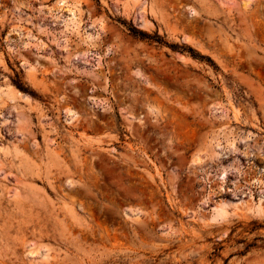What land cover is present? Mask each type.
<instances>
[{
    "label": "rangeland",
    "instance_id": "374dc122",
    "mask_svg": "<svg viewBox=\"0 0 264 264\" xmlns=\"http://www.w3.org/2000/svg\"><path fill=\"white\" fill-rule=\"evenodd\" d=\"M60 1L0 0V264H264V0Z\"/></svg>",
    "mask_w": 264,
    "mask_h": 264
},
{
    "label": "bare ground",
    "instance_id": "6f19581e",
    "mask_svg": "<svg viewBox=\"0 0 264 264\" xmlns=\"http://www.w3.org/2000/svg\"><path fill=\"white\" fill-rule=\"evenodd\" d=\"M59 4L63 6V4H64V1H63V0H61V1L59 2ZM72 14H73V13H72Z\"/></svg>",
    "mask_w": 264,
    "mask_h": 264
},
{
    "label": "trees",
    "instance_id": "16d2710c",
    "mask_svg": "<svg viewBox=\"0 0 264 264\" xmlns=\"http://www.w3.org/2000/svg\"><path fill=\"white\" fill-rule=\"evenodd\" d=\"M141 35V34H140ZM141 36H143V35H141Z\"/></svg>",
    "mask_w": 264,
    "mask_h": 264
}]
</instances>
